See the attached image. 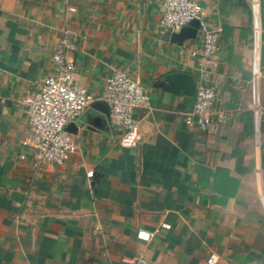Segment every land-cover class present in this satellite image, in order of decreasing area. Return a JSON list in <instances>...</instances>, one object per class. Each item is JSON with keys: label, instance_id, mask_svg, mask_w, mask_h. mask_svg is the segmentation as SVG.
Here are the masks:
<instances>
[{"label": "crops", "instance_id": "1", "mask_svg": "<svg viewBox=\"0 0 264 264\" xmlns=\"http://www.w3.org/2000/svg\"><path fill=\"white\" fill-rule=\"evenodd\" d=\"M161 1L0 0V264H208L211 252L214 264H264V112L255 133L250 0H197L203 20L220 28L215 63L202 71L197 30L181 43L164 38ZM257 13L264 105V0ZM64 28L74 77L93 99L120 68L140 82L148 107L134 111L139 136L123 146L122 128L88 105L67 130L69 158L33 166L20 143V98L50 71ZM173 71L213 88L205 129L183 121L193 93L155 84Z\"/></svg>", "mask_w": 264, "mask_h": 264}, {"label": "built area", "instance_id": "2", "mask_svg": "<svg viewBox=\"0 0 264 264\" xmlns=\"http://www.w3.org/2000/svg\"><path fill=\"white\" fill-rule=\"evenodd\" d=\"M252 14V66L250 75L251 102L254 132L257 133L260 115L264 105L259 104L256 96V83L259 75L260 22L258 18V0H250ZM203 7L197 0H162L157 23L163 31H175L189 20H198L197 32L200 44L192 53L197 56L199 70L215 63L213 54L217 49L218 27L209 26L202 18ZM74 38L67 29L59 36L51 54L50 71L44 74L38 88L25 92L20 100L27 115V130L20 143L31 147L32 165L39 163L61 164L75 150L66 129L68 122L86 108L93 97L73 74V62L66 57V51L72 47ZM213 88L207 83H198L193 91V100L188 110L183 111L186 125H195L203 130L210 123L213 109ZM104 99L108 104V119L111 125L122 128L119 142L123 146L134 145L138 138V120L134 115L137 108L148 107V95L140 82L126 74L120 68L114 69L105 78ZM226 118V113L219 114ZM23 157V153L20 154ZM91 175V172H87ZM163 227L168 223L161 222ZM141 238L147 232L137 230ZM217 255L211 252L206 257L208 264H214Z\"/></svg>", "mask_w": 264, "mask_h": 264}, {"label": "water", "instance_id": "3", "mask_svg": "<svg viewBox=\"0 0 264 264\" xmlns=\"http://www.w3.org/2000/svg\"><path fill=\"white\" fill-rule=\"evenodd\" d=\"M198 26V20L193 18L188 21V23L182 25L178 30L175 31H165L163 36L168 38L170 41L181 43L185 38H192L196 34ZM158 86L172 91L181 92L185 95H191L195 88L194 77L183 71H173L164 74L161 78L155 81ZM89 106L101 111L104 115H108V104L104 98H94L89 103ZM68 131L75 132V123L70 121L65 126Z\"/></svg>", "mask_w": 264, "mask_h": 264}]
</instances>
